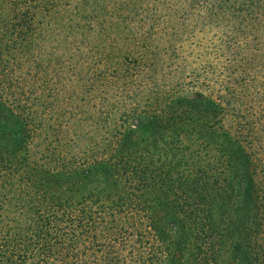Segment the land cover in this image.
<instances>
[{"label":"trees","instance_id":"16d2710c","mask_svg":"<svg viewBox=\"0 0 264 264\" xmlns=\"http://www.w3.org/2000/svg\"><path fill=\"white\" fill-rule=\"evenodd\" d=\"M229 208L264 264V0H0V264H224Z\"/></svg>","mask_w":264,"mask_h":264},{"label":"rangeland","instance_id":"374dc122","mask_svg":"<svg viewBox=\"0 0 264 264\" xmlns=\"http://www.w3.org/2000/svg\"><path fill=\"white\" fill-rule=\"evenodd\" d=\"M231 207V206H229ZM222 220L227 227V253H225L224 264H238L239 254L234 252L235 244L242 236L243 218L236 213L234 208H229L222 212Z\"/></svg>","mask_w":264,"mask_h":264}]
</instances>
